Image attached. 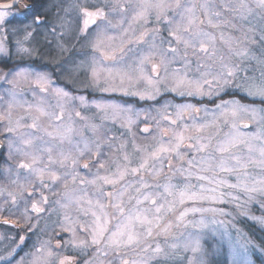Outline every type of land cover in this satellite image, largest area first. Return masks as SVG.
Wrapping results in <instances>:
<instances>
[{"label": "snow or ice", "instance_id": "6c2138e0", "mask_svg": "<svg viewBox=\"0 0 264 264\" xmlns=\"http://www.w3.org/2000/svg\"><path fill=\"white\" fill-rule=\"evenodd\" d=\"M255 8L259 9L264 14V0H254ZM52 7H57L54 3H47L38 7V0H10L8 3L0 4V65H7L13 60H33L40 55V50L34 45L33 41L41 28L45 29L43 33L44 39L51 44L52 41L48 37H53L56 40V48L60 52L66 51L64 40L72 34V21L66 17L70 10H75L77 14V23L75 28L76 38L83 37L87 40V46L91 54L86 60H81L79 63H73L71 67L65 68L64 71L71 76L73 73L83 72L86 77V88L102 93H120L122 96L138 97L140 100L156 101L163 94V91L175 92L180 96L190 97H205L209 99L221 93L226 92L227 88L232 85L234 80L239 79V73L243 71L239 64H229L225 62L223 56L219 57V68L213 69L212 64L216 63L215 40L216 37L208 31L204 30L205 24L213 29H219L222 25L235 28L236 25L230 20L222 19L225 13L232 12L240 17L241 20H247L249 15L254 13V8L244 3L241 0L239 6L231 3L221 4L219 10H213L214 5L210 0H205L202 4L182 3V0H72L68 8H57L55 19H51L50 10ZM16 11L12 12L11 9ZM199 9V14L197 13ZM64 15L61 16L60 12ZM113 14L119 16L116 19ZM11 17V19H10ZM130 17L129 28H123L126 19ZM154 17L157 25L163 24L167 28L168 39H161L156 42V36L160 33V28L145 29L139 37L133 38L129 35L131 24L140 23L148 25ZM115 20V22H114ZM118 30V31H116ZM252 31V29H249ZM152 33L153 39L148 46L147 52L142 53L132 63L125 61L126 50H130L132 44H140L145 42V38ZM221 41L229 44V51H234L229 41L225 40L223 33L220 37ZM252 39L247 34L244 35V40ZM264 40V35L260 37ZM243 43L244 41H238ZM173 43L176 45L173 46ZM167 44V47L163 45ZM182 46V48H181ZM192 50L193 55L203 54L212 64L198 65L200 75L196 79H191L188 73L174 69L169 72V66L178 59L184 61V66L187 67L188 50ZM234 54L237 57L245 58L248 56L247 49L235 50ZM158 58V60H157ZM111 62V66H109ZM211 77V79H209ZM261 79L257 81L254 77H244V83H237L235 87L242 90L246 96L253 100L259 99L264 103V72L261 73ZM0 81L7 83L10 88L8 94L11 101L8 103L6 113L0 114V120L6 122L4 131L6 133H18V140L8 138L7 136V161L16 160L15 167L9 165L5 172L9 177L15 176L10 183L15 185L17 192L5 191L0 188V213L8 212L9 216H15L16 219L4 218L0 219V223L10 224L20 228L23 224L28 231L33 230L32 213L41 214L45 212L43 205L48 203V197L40 193V199H34V194L37 191V186L40 188H48L49 181L52 183H61L64 188L62 194L65 203L61 207L68 208L75 204L77 211L84 217L91 216L90 221H85L79 224V232L82 233V238L78 236L77 228H64V231L72 233L71 238L66 242L73 249L78 250L82 254H87L91 250V255L84 261V264H151L152 260L163 259L167 261L173 256H179L177 249L182 248L184 252H191V256L181 257L184 264H216L211 260L210 254H219L225 250L230 257V264H252L250 259L251 241L246 238L241 244L238 239H235L227 230L226 221L219 217H232L233 213L226 211L224 208L217 207H185L177 213V203L184 205L186 202H211L216 204L232 203L235 205V211L239 215H248L245 210V205L249 202H258L260 207L264 209V175L260 178H255L247 171L249 165H254L264 173V141L259 149H255L252 140H261L260 134H245L241 133L235 122L232 123V132L225 134V139L220 142L214 149L220 154L218 167L221 172L235 173L237 182L234 184L227 183L226 180L215 181L204 175H196L198 180H208L210 184L215 183L214 188H201L195 190L192 184H186L185 188L179 190L178 199L169 201L168 196H173V187L169 184L165 188L167 196L160 193L153 194L142 192V189L151 187L141 175L142 172H147L153 179L158 177L163 172V166L167 161L169 171H172L174 165L173 158L180 159L189 165V168L196 166L195 157L184 160L181 154V147L185 145V141L196 140L195 144H187L188 148H194L196 152H205L211 146L212 137H207V143L201 141L204 137L185 136V132L189 128L196 132H203L211 127L210 124H196L195 122L189 126L184 125L180 131L171 132V136L165 142L163 138L156 141L152 145H146L143 148L134 146L137 153H143L140 156L139 163L136 167H131L132 161L127 153H125L126 145L120 143L116 147L117 152L124 153L122 159L123 164L112 157H106L104 148H112L114 145L109 139H101L99 136L96 139H83L73 143L71 133L74 129L71 125L64 126V104L60 103V111L48 112L39 105H28V109L35 107L39 116L31 117L32 123L22 124L21 121L25 117H20L15 121L13 126L11 109L16 101V94L13 89L28 84L32 86L33 93L38 88L42 93H48L50 90L55 94L59 101L66 102L79 100L81 105L88 106L84 96L74 97L68 91L62 88L53 87L51 73L45 69L33 67L32 65L22 66L16 64L14 67H0ZM207 88V90H205ZM2 99V97H0ZM99 112L103 113V119H108L109 115L113 121L123 117V127H129L135 123L132 119L133 114L138 118L140 113L135 112L131 106L113 102H92ZM175 109V119L168 109ZM221 116L237 118L240 114L247 115L251 120L257 119L264 121V107L257 108L254 104H243L239 100L221 99L215 104ZM161 110H157L158 114L165 121H169L172 125H177L178 121H182L185 114L199 113L200 108L194 104L185 103L179 105H171L165 102L161 105ZM206 110V109H205ZM77 117L85 119L81 113H75ZM40 117H47L49 120L48 127L53 128L49 131L48 127H42L38 121ZM71 117H69L70 119ZM224 124L228 120L223 121ZM159 127L160 121H156ZM95 135L100 125H86ZM27 127L35 130L30 133L19 132L20 128ZM43 132L46 136L51 137L53 141H58L59 144H53L44 141L43 136L36 135V132ZM148 133V127L142 129ZM161 137L169 136L168 128H160ZM155 140V138H154ZM37 141L44 144L41 147ZM67 142L70 145L65 149L63 146ZM240 145L247 148L249 156L247 161L242 157L232 154L230 159L235 161L234 164L228 166L223 157L224 153H231L232 149H238ZM4 145L0 144V148ZM258 151L259 159L254 158L251 154ZM215 157L209 153L207 159L201 158V163H206L207 168H202L201 171H213L212 161ZM81 161H83L81 165ZM160 167L157 168L156 165ZM90 169L92 166H97V172L92 179H86L80 176L78 168ZM114 166V171L111 168ZM63 170V171H61ZM105 172L104 175L100 171ZM21 171L27 173L21 177ZM180 171V169H177ZM131 173L139 178V186L131 183L122 190H115V186L125 181L126 176ZM183 175V172H181ZM189 176L192 173L189 171ZM69 180L73 185L79 182L80 185H92L96 187L99 197L95 200L86 198L85 195L76 196L75 188L69 187ZM112 186L114 191L105 192V186ZM227 185L228 188L238 189L243 195H234L232 193L220 192L218 189L221 186ZM156 187H160L158 184ZM129 189H133L139 195L132 196ZM83 192V189H80ZM209 194H205V193ZM125 193L128 194V201L124 199ZM140 196L143 199H140ZM229 197L228 200L225 197ZM107 198V203H103L102 199ZM159 199L165 202L160 203ZM135 200L136 206L142 205L145 202H150L154 209L152 219L148 215L142 214L139 207L135 211L127 208V203ZM57 203H60L57 201ZM11 205L6 208V205ZM82 204H87L88 207H83ZM14 209V210H13ZM111 209V211H107ZM149 211L145 209L144 212ZM18 213V215H17ZM173 213L175 215L176 227L183 225L187 228L191 225L194 229L189 232L184 239L179 243L168 245L171 252L165 251V248L160 244H156L152 248L148 244V239L155 236L167 235L173 227L171 221H166L163 224L164 214ZM189 213H200L199 219L188 220ZM208 213L209 216L204 214ZM251 219L257 220L264 226V215L259 217L251 216ZM65 219H69L65 216ZM115 221V223H113ZM231 223V221H227ZM219 226V227H218ZM221 228L224 230L221 231ZM242 234L238 233V236ZM20 244L25 241L24 236L19 237ZM59 242L56 248L63 247ZM5 247L0 252V261L5 264H13L14 258L17 255L16 248ZM152 249L153 255L145 260H136L128 258V251L133 252L139 250L148 252ZM264 253V247L260 248ZM111 255L112 259H107ZM58 260V264H79V261L74 257L64 256L60 258L58 253L50 246V241L42 242L38 247L34 246L33 250L26 254V257H21L15 261V264H56L53 258Z\"/></svg>", "mask_w": 264, "mask_h": 264}, {"label": "rangeland", "instance_id": "374dc122", "mask_svg": "<svg viewBox=\"0 0 264 264\" xmlns=\"http://www.w3.org/2000/svg\"><path fill=\"white\" fill-rule=\"evenodd\" d=\"M204 2L205 0H182V3L202 4ZM210 2L215 6L213 10H219L221 4L231 3L233 5L239 6L241 0H210ZM243 2L254 8V13L252 15H249L247 20H241L238 15L232 12H227L222 17V19H227L230 20L232 23H234L236 25L235 28H232L231 26L222 25L221 28L219 29H213L208 27L206 24L204 26L205 31L211 32L216 37L215 40L216 57L214 58L216 60L215 64H212V60H209L203 54L193 55L192 50L189 49L187 56V60L189 61V63L187 67L184 66L183 60L178 59L176 62L171 64L168 69L169 72H172L174 69H178L181 72L186 71L188 73L189 78L196 79L199 77L200 71L204 70V69H200V71H198V65L212 64L213 69H218L220 56H223L225 58L226 63L239 64L240 68L243 69V71L239 73V79L234 80L232 82V85H230L227 88V91L221 93L219 97L214 96L212 97V99H209L207 96L205 97L180 96L175 92L163 91L162 89L163 94L156 101L140 100L138 97L122 96L120 93L112 94V96L107 99L97 98L95 100L96 102H113V103L126 104L133 108L134 113L139 112L140 115L138 118L133 114L132 119L135 121V123L132 124L129 128V127L121 126L124 123L123 117L113 121L111 115H109L108 119H103V113L99 112L94 106H92L93 101L91 102V100L89 99L86 100L88 102L87 107L81 105L80 101L78 100V104L76 108H75L76 105L67 108L65 105L68 103L71 105V101L67 103L59 101L51 90L48 93L35 92V96L34 93H32L33 95L27 99L21 97L20 95H16V101L14 102V106L11 109L13 126L15 124V121L18 120L20 117H25V119L22 120L21 123L27 125L32 123L31 117L39 116V113L36 111L35 107L29 110L28 105H33V106L39 105L48 112L59 113L60 111L59 104L63 103L64 104L63 123L64 126L71 125V127L74 129L73 133H75L77 136V140L75 142L82 141L83 139L93 140L96 139L97 136H99L101 139H106L108 136L107 139H109L114 146L112 148H108L107 146H105L104 148L105 156L112 157L113 159H116L121 164H123L122 157L124 153L117 152L115 146H118L120 143H124L126 145L125 153L129 155L132 161L131 167H136L137 164L139 163L140 156L143 155V153H137L134 146H139L143 148L146 145L154 144L156 141H159L161 138H163V140L166 142L171 136V132L180 131L185 124L189 126H191L194 122L196 124H210L212 126L205 129L203 132H196L195 130L191 129V127L189 128V131L185 132V136H193L196 138L204 137L205 139L201 141L202 143H207L208 142L207 137L209 136L212 137L211 146L205 152H196L194 148L187 147V144L189 143L195 144L196 143L195 139L191 141H185V145L181 147L180 151L185 161L191 159L192 157H195V164H196L195 167L189 168V165L186 162L181 161L180 159L173 158L172 163L174 167L172 171H169L167 161H165L163 166V172L155 179H153L152 176L149 175L147 172L141 173V175L144 177V180L149 185H151V187L147 189H142L141 191L145 193L153 194L154 196L156 193H160L163 196H167V193L165 192V188L169 184H171L172 186H174L172 189L173 196L167 197V199L171 201L174 199H178L179 190L184 189L186 184L194 185L195 190L197 191H199L201 188L209 189L217 186L215 183L210 184L208 180L196 179V175H204L207 176L209 179H213L215 181L226 180L227 183L229 184L236 183L237 177L235 173L221 172L218 167H215L220 160V154L214 151L215 147L225 139V134L232 132L231 125L233 122L237 124V127L241 133L261 135V140L251 141L255 149H259L262 145V141H264V121H261L259 119L253 121L245 114H240L237 118H235L234 121V118L231 117V115H228L227 117L221 116L220 112L215 108V104L219 103L221 99L224 100L236 99L243 104H250V105L254 104L257 108L264 107V104L253 103L243 100L241 96H245V97L248 96H246L242 90L235 87V84L237 83H244L245 76L254 77L257 81H259L262 78L261 73L264 72V40L260 39V37L264 35V14H262L259 9L255 8L254 0H243ZM71 3L72 0L65 1L63 8H68ZM197 13L199 14V9H197ZM60 15L63 16L64 12L62 11ZM113 16H115L116 19H119L118 15L113 14ZM66 18L72 21V25L73 24L75 25L77 20V14L75 10H70ZM129 23H130V17H128V19L125 20L123 24V28H129ZM157 27L160 28V33L156 36V42L159 43L161 39L167 40L168 32L166 26L163 24L157 25L154 21V17L148 25H142L140 23H132L129 35L132 36L133 38L139 37L141 32L145 31L146 28L150 30ZM249 29H252V31H249ZM74 30L75 29L73 26V33ZM222 33L225 40L230 42L231 47L234 51L239 49H247L248 56L245 58H240L234 54V51H229V44L221 41L220 39ZM245 34H247V36L250 38H254L255 43L252 42V39H248L245 41L244 40ZM152 39H153L152 33L149 32V35L145 38V42H142L138 45L137 44L130 45L129 46L130 50H126L125 61L128 63H132L142 53L147 52L148 46L152 42ZM53 40L56 41L55 39ZM238 41H244V42L239 43ZM82 43L83 44L81 43L79 44L80 48L88 47L86 39H84V42ZM173 46L175 47L176 45L173 43ZM163 47H167V44L163 45ZM109 66H111V62H109ZM209 79H211V77H209ZM83 82L84 79L81 76V78H79V83H83ZM205 90H207V88ZM6 95L7 96L5 98L3 97L2 99H0V114L6 113L8 103L11 101V97L9 96V94ZM248 98L252 99L250 97ZM255 100H259V99L257 98ZM165 102H168L171 105L191 103L194 104L196 107L200 108L201 111L199 113H191V114L186 113L182 121H178L177 125H172L170 124L169 121L163 120L157 111L158 109L162 111L161 105L164 104ZM91 106L94 107V113L93 116H91L92 118L88 117V113L83 111L86 108L89 109V107ZM75 111H79L81 113V116H83L85 119H81L80 117L77 116L74 117L73 113ZM168 112L172 114V118L175 119V109L173 107H170L168 109ZM69 117L71 118L69 119ZM225 119L228 120L227 124L223 123ZM157 120L160 121L159 127L156 124ZM38 123H40L42 127H48L49 120L47 117H40ZM240 123H247L248 126L246 128H242L239 126ZM89 124L100 125L99 129H106L107 132L109 133H107L106 136L105 134L100 133V130H98V132L95 135L93 134L92 136H89V134L87 133L88 127L86 126ZM6 126H7L6 122L0 120V127L5 129ZM79 127L81 129H78ZM145 127L149 128L150 131L148 133L142 131V129ZM160 128H168L169 136L161 137ZM21 129H29V128L27 127L20 128L19 132L20 131L22 132ZM30 130L31 132L35 131L33 129ZM48 130L53 131V128L48 127ZM73 133L70 134L72 140H73L72 137ZM36 135L43 136L44 141H48L56 145L59 144L58 141H53L51 137L46 136L42 131L36 132ZM109 135L111 137H109ZM75 142L73 140V143ZM37 143L41 147H44V144H42L40 141H37ZM63 147L67 149L70 147V145H68L67 142H65ZM209 153H211L212 156L215 157V159L212 161L214 172L201 171L202 168L208 167L206 163H201V158L203 157L207 159ZM232 154L242 157L244 161H247V158L249 156L247 148L244 145H240L238 149H232L231 153L223 154V157L226 160L228 166H231L232 164L235 163V161L230 159V156ZM251 155L256 159H259L258 151H254ZM95 167H96V171H95L96 173L97 166ZM156 167L159 168L160 165L157 164ZM5 169L6 168H4L2 174L4 180L7 179V182H2L5 184H0V188H4L6 192L7 191L17 192L18 191L17 187L10 183V180L15 179V176L12 177L7 176ZM177 169H180V171H177ZM111 170L113 171L115 170L114 166L111 168ZM189 171L192 173L191 176L188 175ZM247 171L250 173L252 177L255 178H260V176L264 175V173H262L260 169L255 167L254 165H249ZM181 172H183V175H181ZM26 174L27 173L21 171V177H23ZM100 174L104 175L105 172L101 170ZM48 183L49 186L58 184V183L54 184L50 181ZM129 183L138 187L139 178L129 173L126 176L125 181L115 186V190L122 191ZM157 184L160 187H156ZM87 186L88 184L80 185L78 182L77 184L73 185L71 181L69 182V187L76 189L75 192L76 196H81L86 194V198L92 199L93 202L95 203V200L99 197V194L97 192H95V194H91L92 191L88 193L86 191ZM54 187L55 188L53 189H57L56 186ZM80 189H83L84 191L81 192ZM104 189H108L109 192L114 191L113 187L110 185L105 186ZM37 191H39V186H37ZM218 191L225 193H232L234 195H241L242 202L244 200L243 195L239 192L238 189L228 188L227 185L221 186L218 189ZM63 192H64V188H63ZM129 193L132 196L139 195L133 189H129ZM129 193H125L124 199L126 202L128 201ZM205 194H209V193L206 192ZM140 199H143V197L140 196ZM225 199L228 200L229 197L226 196ZM0 200H2V198H0ZM55 200H53L55 202L52 205L51 204L48 206L46 205L45 207L46 210L45 212L42 213L44 222L59 223L63 225L65 228H71V225L75 222L79 224H83L86 220L87 221L91 220L90 215L88 217H84L83 215H81L77 211V206L75 204L71 205L68 208L61 207V204L65 203L63 196L62 198L60 197L55 198ZM57 201H59L60 203H57ZM102 202L107 203L108 202L107 198L102 199ZM159 202L164 203L165 201L163 199H159ZM82 206L88 207L87 204H82ZM137 207H139L142 214L148 215L149 219L153 218L154 209L152 208L150 202H145L139 206H136L135 200H132L130 203H127V208L132 209L133 211H135ZM176 207H177V213L179 210H182L185 207H205V208L217 207V208H224L226 211L232 212L233 213L232 217H219V219H224L226 221L225 227H227V230L232 234V236L235 239H238L241 244L245 242V239L243 238L242 231L238 229L235 220L238 219L239 217L240 218L243 217L245 219H249L250 221L256 222L257 220L251 219L250 217L251 216L259 217L261 215H264V209H262L259 203L255 201L249 202L248 204L245 205V210L248 212L247 216L237 214V212L235 211V205L232 203L216 204V203L204 201V202H196L195 204H193L192 202H186L184 205H180L177 203ZM256 207H258V209ZM145 209H148L149 211L144 212ZM107 211H111V209H107ZM200 215H201L200 213H189L187 219L188 220L199 219ZM204 215L209 216L210 214L205 213ZM65 216H68L69 219L66 220ZM229 220L231 221V223H227V221ZM166 221H171L173 223V227L170 229L167 238H165L164 236H155L154 233L153 238H149L147 242L148 244L152 245V248H154L156 244H160L161 247L165 248V251L171 252V249L168 248V245L172 243L179 244L184 239V236H186L189 232H193L194 229L191 225H189L187 228H185L183 225H181L180 227H176L175 215L173 213L164 214V220L161 221V223L163 224ZM113 223H115V221H113ZM223 230L224 229L221 228V231ZM77 233L78 236L82 238L83 234L78 231ZM181 233H183L184 236H182ZM238 233L242 235L238 236ZM177 252L179 253V256H173L171 259H168L167 261L163 259L152 260L151 264H184V261L181 259V257L192 255L191 252H187V253L184 252L182 248L177 249ZM224 254L226 256V264H230V257L227 253V250L224 251ZM152 255L153 252L151 248L148 250V252H141L139 250L135 252L131 250L128 251L129 259L145 260ZM212 255L217 256L218 254L216 253L210 254L209 258H211ZM107 259H112L111 255ZM105 264H107V261L105 262ZM114 264H118V261H114ZM252 264L255 263L252 261Z\"/></svg>", "mask_w": 264, "mask_h": 264}, {"label": "flooded vegetation", "instance_id": "af4514ba", "mask_svg": "<svg viewBox=\"0 0 264 264\" xmlns=\"http://www.w3.org/2000/svg\"><path fill=\"white\" fill-rule=\"evenodd\" d=\"M10 1V0H9ZM68 0H45L43 3H38L39 6H43L49 2L54 3L57 7H52L50 10V17L51 19H55V13L57 12V8H63L64 2ZM8 2V1H5ZM12 12H15L16 9H11ZM62 12V11H61ZM60 12V13H61ZM11 19V17H10ZM77 23V20H76ZM76 23L74 26V29L76 28ZM45 32L44 28H41L39 31V34H37L34 38V45L37 46L40 50V55L36 57L33 60H13L11 62H8L7 65H0V67H5V70L7 68L14 67L17 63L22 66L32 65L33 67L45 69L48 72L51 73V78L53 82V87L56 88H62L66 91H68L72 96L79 97L81 95H84L85 99H89L92 101H95L97 98H104L107 99L112 96V94L115 93H102L96 90H93L91 88H86L84 85L86 83V77L83 72L80 73H73L71 76L68 75L67 72L64 71L65 68L71 67L73 63H79L81 60H86V58L91 54V51L88 47H79V44H83L84 38H76V33L74 30V33L67 36L64 40L66 51L60 52L56 48V41H54L53 37H48L49 40H53L51 44L47 43L44 39L43 33ZM71 40V41H70ZM71 43V44H70ZM81 76L84 79L83 83H79V78ZM10 86L5 83L4 81H0V97H6L8 94V89ZM16 95H20L23 98H30L33 94V88L32 86H29L28 84H22L21 86L13 89ZM35 92H39L38 88L35 89ZM51 95V94H50ZM53 95V94H52ZM35 96V94H34ZM223 96V95H222ZM69 101H66V103ZM78 100H72L71 105L68 103L65 106L67 108H70V106L76 105L77 107ZM84 112L88 113V117L92 118L94 113V107H89V109H84ZM75 111L73 113L74 117L76 116ZM90 114V115H89ZM78 129H81L80 127ZM24 133H30V129H21ZM100 133L105 134L107 136V130L106 129H99ZM21 132V131H20ZM89 136L93 135V132L88 128ZM104 135V138H105ZM18 140V133H6L4 131V128L0 127V144H3L4 147L0 148V184H5L2 182H7V179L4 180L3 178V170L4 168H7L9 165H12L14 168L16 162H18L17 158L16 160L7 161V139L5 137ZM73 140L74 142L77 140V136L75 133H73ZM109 137H111L109 135ZM108 138V136H107ZM106 138V139H107ZM83 161H81L82 165ZM63 171V170H61ZM78 171L80 172L81 177L86 179H92L93 176L96 174V167L92 166L90 169H83L82 166L78 168ZM8 176V175H7ZM70 182V181H69ZM78 183V182H77ZM61 183H58L57 185L49 186V188H40L39 191H36L34 199H40V193L42 192L44 196L48 197V205H52L56 200L55 198H62V192H63V185ZM54 186L57 187V189ZM62 186V187H60ZM88 193L90 191L91 194H95L96 187L92 185L87 186ZM104 191L107 193L109 192L108 189H104ZM98 193V192H97ZM99 194V193H98ZM56 196V197H55ZM55 200V201H53ZM46 205L43 207L45 208ZM6 208H10L11 205H6ZM52 207V206H51ZM14 210V209H13ZM18 215V213H17ZM32 225L33 230L28 231L25 226H22L20 228H17L10 224H3L0 223V252H2L5 247H14L15 245H19V247L16 248L17 255L14 258L13 264H15V261L19 260L21 257H26V254L31 252L33 250L34 246H39L42 242L50 241V246L53 248L55 252L58 253L60 258H63L64 256L74 257L79 261V264H84V261L88 259L91 255V250L88 251L87 254H82L78 250L73 249L70 245H67L66 242L71 238L72 233L68 231H64V226L59 223H47L43 221L42 213L37 215L32 213ZM41 215V216H40ZM40 216V217H39ZM9 218V219H16L15 216H9L8 212L5 211L3 213H0V219ZM42 220H40V219ZM79 223H73L71 225V228H77V231L79 232L78 228ZM24 236L25 241L23 244H20L19 237ZM59 242L61 245H64L63 247L57 249L55 246ZM54 261H56V264H58V260L56 258H53ZM0 264H5V262L0 261Z\"/></svg>", "mask_w": 264, "mask_h": 264}, {"label": "trees", "instance_id": "16d2710c", "mask_svg": "<svg viewBox=\"0 0 264 264\" xmlns=\"http://www.w3.org/2000/svg\"><path fill=\"white\" fill-rule=\"evenodd\" d=\"M8 0H0V2H5ZM45 0H38V3H43ZM239 95V94H238ZM241 98L248 102L253 103H262L260 100L249 99L248 97L241 96ZM258 209V207H256ZM257 211V210H256ZM235 223L238 226V229L242 231L243 238H246L248 241H251L249 245L250 248V257L255 264H264V253L260 251L261 247H264V226H262L259 222H253L249 219L238 218L235 220ZM215 261L216 264H226V256L224 251L218 254L217 256H213L210 258Z\"/></svg>", "mask_w": 264, "mask_h": 264}, {"label": "water", "instance_id": "95a60500", "mask_svg": "<svg viewBox=\"0 0 264 264\" xmlns=\"http://www.w3.org/2000/svg\"><path fill=\"white\" fill-rule=\"evenodd\" d=\"M8 2H10V1H8ZM8 2H0V4H2V3H8ZM239 126L242 127V128H246L248 126V124L247 123H240Z\"/></svg>", "mask_w": 264, "mask_h": 264}]
</instances>
